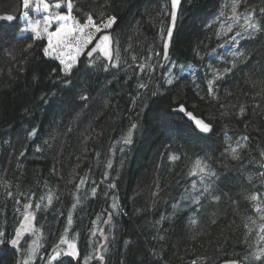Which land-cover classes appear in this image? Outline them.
<instances>
[{
    "label": "trees",
    "instance_id": "16d2710c",
    "mask_svg": "<svg viewBox=\"0 0 264 264\" xmlns=\"http://www.w3.org/2000/svg\"><path fill=\"white\" fill-rule=\"evenodd\" d=\"M232 2L183 0L169 62L160 67L169 0H108L103 11L105 18H117L108 32L118 41L114 51L119 49L121 67L105 72L100 65L107 61L97 60V66L89 68L90 59L83 56L74 75L67 78L72 81L67 86L60 82L62 66L43 56L45 40L21 37L20 22L0 24V231L6 233L5 243L0 244V264H15L25 255L27 247L17 253L7 240L20 226L28 197L42 244L32 264H47L53 245L64 234L70 210L73 223L67 238L75 241L79 257L61 256L53 264H85V257H95L101 244L109 249L104 264H192L193 260L221 264L264 246V242L257 244L262 221L249 199L256 194L264 201V176L260 175L264 173V33L252 39L236 26L227 36H217L221 23L231 15ZM75 3L80 11L73 15L84 23L87 12L99 20L105 0ZM260 3L244 0L238 11L248 8L264 24ZM29 44L32 48L24 51ZM236 50L244 51L247 59L216 81L214 98L208 94L207 81L213 75L209 69L222 72L231 67L226 61ZM150 52L160 56L153 55L147 70L140 73L131 57L136 55L139 63ZM170 69L182 77L172 85L166 83ZM139 83L147 87L139 88ZM153 91L158 94L153 96ZM42 95L48 104L40 99ZM82 95L89 99L81 100ZM181 105L184 112L179 111ZM188 112L211 123L208 136L198 134L185 118ZM132 123L138 127L132 143L124 145L122 137ZM32 128L37 134L29 139ZM46 139L50 148L43 144ZM238 144L245 147L239 149L241 158L233 160L227 149ZM37 145L44 150L37 152ZM173 154L180 159L170 160ZM197 158L206 159L217 173L214 188L221 196L219 202L210 196L199 204L191 202L190 197L203 187L199 177L188 174ZM81 178L85 183L77 192ZM193 182H197L195 190H191ZM157 184L162 191L154 197ZM186 189L189 199L181 200ZM49 192L52 204L35 209L41 196L45 197L42 203H47ZM77 196L80 203L72 210ZM110 213L111 222L104 223ZM192 217L200 221L195 240L189 226ZM249 217L257 223L251 224ZM245 224L253 229L247 243ZM94 229H103L107 240L99 231L92 235ZM87 264L100 261L93 258Z\"/></svg>",
    "mask_w": 264,
    "mask_h": 264
},
{
    "label": "snow or ice",
    "instance_id": "6c2138e0",
    "mask_svg": "<svg viewBox=\"0 0 264 264\" xmlns=\"http://www.w3.org/2000/svg\"><path fill=\"white\" fill-rule=\"evenodd\" d=\"M244 0H233L231 5V15L227 17L226 22L221 23L222 32H218L216 35H224L227 36L228 33L232 32L236 26L242 30L243 33H247L249 38L255 39L256 34L264 33V24L260 21L255 19V12L248 10L245 8V11L241 13L238 11L241 3ZM181 0H171V18L173 22L177 18V8L180 5ZM108 6V0H105V4L101 5V12L99 15V20L94 19L95 13L87 12L84 13L86 15V20L84 23H80L76 16L73 15L74 11H80L75 0H59V2L55 4H50L48 0H36L35 5H33V0H23V8L25 9L24 16L28 18L30 12L35 13H43L42 19H36L32 21L31 19H27V27L23 29V31H30L32 33L31 39L33 41L46 39L47 45L43 47V56L45 58H52L59 61V64L62 66L59 69L60 73H63L64 79H61L60 82L64 85H69L72 83L68 77L74 75V70L78 69V65L80 63V57L82 54H85V50L88 49L89 45L93 44L95 40V46L91 47L90 50L86 52L87 57L93 58V54L97 53L98 55L95 59H90L87 67L93 68L96 67V61H107V63L101 62V67L105 72H108L110 68H120L121 67V57L119 53V49L117 48L115 51L112 48L113 43H117L118 41H114L110 34H102L96 39V34L101 33L102 30L111 29L116 22L115 15H107L105 18V12L103 11L104 8ZM62 9V7L67 8V12L64 13L62 11L53 13L51 11L52 8ZM259 12L262 16H264V0H261L259 5ZM225 13L223 11L220 12V17H224ZM7 20L11 21L13 17L11 15L6 17ZM241 20L243 21L241 23ZM43 24V27L41 25ZM56 25L54 31H49V29ZM242 32H237L236 36H241ZM173 36V27L167 28V38L164 40L163 43V63L160 64V67H164L165 64L169 62V46ZM233 41L236 40V37H232ZM32 44L27 45L24 51L32 48ZM153 55L156 57L160 56V53H152L150 52L147 57H141L139 63H137V56L132 55L131 59L133 65H135L140 73H143L147 70V61L153 58ZM199 56V52L196 53ZM232 59L230 61H226L227 63L231 64V67H225L221 72L219 69H212L209 70L213 73L212 78L208 79V94L212 95L214 98L215 92V83L217 80H220L226 75L230 73L233 68L236 67L237 62L242 59H247L246 53L241 50H236L231 53ZM15 59V57H13ZM126 64L127 61H124ZM132 65H129L131 68ZM183 68V66H181ZM190 67V66H189ZM53 71H57L53 69ZM139 75V73H137ZM165 75L168 76L166 83L169 85L174 84L177 80L181 79L179 75L174 73L171 69ZM59 78V77H58ZM139 88H146V83H139L137 85ZM158 94L157 91H153L152 95L156 96ZM54 96L55 93H52ZM204 97H201L203 99ZM45 104L49 103V100L46 98V95H42L40 98ZM81 100L87 101L89 97L87 95H82L80 97ZM133 102H137V97H133ZM147 105L145 104V107ZM223 107V105H222ZM27 111V110H26ZM179 111L184 112L185 108L183 105L180 106ZM245 112V108L243 106L240 107V113L243 114ZM187 115L189 118L195 120L196 126L200 129L203 133H210L212 129V125L209 122H205L204 120L197 119L193 116L191 112H188ZM137 123H132L127 131V133L122 137V143L124 145H130L132 143V135L133 130L137 129ZM37 134V129L32 128L31 131L28 132V138L31 139ZM87 139V138H86ZM248 137L245 136L244 140H247ZM44 145L51 147V144L46 139L43 142ZM245 147L244 144H238L237 147H231L227 151L231 155L233 160H239L240 152L239 149ZM44 148L41 145H37L36 151L41 152ZM123 151V148L120 149ZM23 155V153H21ZM261 156L264 157V152L261 153ZM180 157L177 155H171L170 160L177 161ZM107 167L111 168L112 163L111 160L108 161ZM190 176L199 177L198 183L201 184L203 187L202 189L194 196L190 197L192 203H201V200L206 196H210L212 201L219 202L221 199L220 195L215 194L214 188V178L217 176V173L212 170L209 163L206 159L197 158L191 166V169L188 173ZM264 176V173L260 174ZM105 178H107V173L105 174ZM251 179V177H249ZM85 183V178H81L79 184L76 185V190L79 192L81 186ZM110 187H115V185H110ZM197 188V182H193L191 185V190H195ZM162 189L160 188L159 184L156 185V191L153 192L154 197H158ZM92 193H96V189H92ZM9 196L12 195L11 192L8 193ZM190 195V190L186 189L185 194L182 195L181 200H188ZM47 203L43 204L42 202L45 200L44 196L40 197V201L35 204V209L40 210L42 207L47 209L53 202V194L51 192L48 193ZM249 199L254 202L253 211L258 215L259 220L262 223L258 226L257 231V244L264 242V201L261 200L256 194H252ZM29 202L23 205L24 213L23 219L20 221V226L16 228L15 236L11 239L7 240V244L11 245L12 248L16 249V252L19 253L22 250L21 246V238L24 236L25 233L31 232L33 235L39 231L38 229L34 228L33 221L35 220V214L29 209L32 208L31 197H28ZM19 203V201H17ZM80 203V198L77 196L75 199V203L72 205V210H74L77 204ZM235 203V202H234ZM118 205L114 202L112 204L113 210H116ZM179 208V203L173 205V215L175 214L176 210ZM161 219H166V217H161ZM251 224L255 225L257 221L252 217L248 218ZM112 220V214H109L107 220L104 223H110ZM216 221L213 220L212 223ZM73 223V215L72 211L70 210L67 217V226L64 229V234L61 235L59 243L53 245V251L47 257V264H53V262L58 261V259L62 256H69L72 258H78L79 252L77 250V245L74 240H70L67 238V234L69 228ZM96 221H93L95 224ZM189 226L193 231V235L191 237L192 240H195L197 236L200 234L196 231L198 227H200V221L197 217H192L189 219ZM244 227L247 229L245 234L244 243H247V237L249 234L252 233V227H249L248 224H245ZM99 231L100 235L107 240V236L104 234L103 229H94L92 235H96V232ZM6 233L0 231V244H4ZM160 239H164V237H160ZM125 244H128V241H125ZM62 245L67 246V250L61 248ZM42 247V244L39 243V237L36 240H33L24 250L25 255L22 259H17L15 264H32V262L36 259V254ZM107 244H101L96 248V256L92 257L91 255L85 257V264L90 259H97L100 261V264H104L105 262V255L104 253L108 252ZM221 250V249H218ZM264 264V246L257 248L251 254H246L244 257L240 259H227L224 261V264ZM192 264H197L196 260L192 261Z\"/></svg>",
    "mask_w": 264,
    "mask_h": 264
},
{
    "label": "water",
    "instance_id": "95a60500",
    "mask_svg": "<svg viewBox=\"0 0 264 264\" xmlns=\"http://www.w3.org/2000/svg\"><path fill=\"white\" fill-rule=\"evenodd\" d=\"M48 1H54V0H48ZM182 1L181 0V3L180 5L178 6L177 8V18L176 20L173 22L172 18H171V0H169V8H170V14H169V22H168V27H173V36H172V39H171V42H170V46H169V49L171 47V43L173 41V38L175 36V33H176V29H177V24H178V18H179V14H180V10H181V6H182ZM21 14H22V0H0V24H5V25H13L17 22L20 21V17H21ZM11 15L13 17V19L11 21L7 20L6 17ZM104 34H110L109 32H106ZM111 35V34H110ZM167 38V30H166V34L164 36V40ZM164 40H163V43H164ZM95 46V43L93 44L92 47ZM112 48L114 50V43L112 45ZM91 49V48H90ZM98 54L97 53H94L93 54V57L97 56ZM87 57V55H86ZM89 58V57H87ZM91 59V58H89ZM163 63V61H162ZM194 116V115H193ZM195 117V116H194ZM185 118L193 125L194 129L198 132V134L200 135H203V136H208L210 133H203L200 131V129L196 126L195 124V120L194 119H191L189 118V116L185 115ZM197 118V117H195ZM197 119H201V118H197ZM203 120V119H201ZM34 221H33V226H34ZM31 232L29 233H25V235H29ZM221 264H224L221 263Z\"/></svg>",
    "mask_w": 264,
    "mask_h": 264
},
{
    "label": "rangeland",
    "instance_id": "374dc122",
    "mask_svg": "<svg viewBox=\"0 0 264 264\" xmlns=\"http://www.w3.org/2000/svg\"><path fill=\"white\" fill-rule=\"evenodd\" d=\"M50 4H55V3H57V2H59V0H54V1H48ZM35 3H36V0H33V5H35ZM51 11L53 12V13H55V12H59V11H62V12H64V13H66L67 12V8L66 7H62V9H56V8H52L51 9ZM24 12H25V9L23 8V0H22V14H21V17H20V23H21V32H20V36L22 37V36H27V35H32V33L30 32V31H23V29H25L26 27H27V19H31L32 21H35L36 19H42V15H43V13H35V12H31L30 10H29V12H30V15H29V17L28 18H25V16H24ZM41 27H43V24L41 25ZM55 27H56V25H53L50 29H49V31H54L55 30ZM110 29H107V30H102V32L101 33H97L96 34V39H98L99 38V36L100 35H102V34H104V33H106V32H108ZM43 40H45L46 41V45H47V40L46 39H43ZM95 43V40L93 41V44ZM93 44H91V45H89V47H88V49H86L85 50V54H82L81 55V57H80V59L83 57V56H86V52L88 51V50H90V48L93 46ZM48 59H51V60H54V61H57L58 63H59V61L58 60H55V59H52V58H48ZM31 234V233H30ZM29 234V238L30 237H32V238H34L33 240H36L37 239V237H38V234H39V232H37L36 233V235H30ZM31 238V239H32ZM33 240H30V243L33 241ZM26 242L24 243V245L25 244H27V242H28V238L25 240ZM24 245H22V246H24ZM61 248L62 249H64L65 251L67 250V246L66 245H62L61 246ZM78 250V249H77ZM44 255V254H43ZM62 256H65V255H62ZM96 256V255H95ZM40 259H42V257H40ZM75 259V258H74Z\"/></svg>",
    "mask_w": 264,
    "mask_h": 264
},
{
    "label": "flooded vegetation",
    "instance_id": "af4514ba",
    "mask_svg": "<svg viewBox=\"0 0 264 264\" xmlns=\"http://www.w3.org/2000/svg\"><path fill=\"white\" fill-rule=\"evenodd\" d=\"M34 228H35V225H34ZM32 234V233H31ZM30 234V235H31ZM33 235V234H32ZM29 235H25V236H23L22 238H21V246L22 245H24V243L26 242L25 240L28 238V242H27V244H25L24 246L25 247H28V245L30 244V240H33L34 238H32V237H28ZM38 237H40V234H38ZM32 238V239H31ZM39 243H40V240H39ZM24 246H22V247H24Z\"/></svg>",
    "mask_w": 264,
    "mask_h": 264
}]
</instances>
